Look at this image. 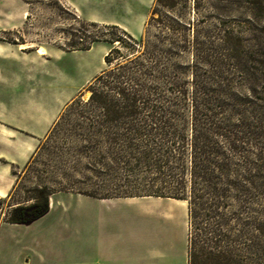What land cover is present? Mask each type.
Returning <instances> with one entry per match:
<instances>
[{
  "label": "trees",
  "instance_id": "obj_1",
  "mask_svg": "<svg viewBox=\"0 0 264 264\" xmlns=\"http://www.w3.org/2000/svg\"><path fill=\"white\" fill-rule=\"evenodd\" d=\"M188 1L156 0L166 12L154 17L157 7L152 10L150 21L159 30L154 42L126 31L115 38L78 31L88 43L72 50L111 45L106 67L88 87L84 118L97 144L103 143L97 160L103 172L122 171L130 182L104 197L185 201L187 264H249L242 257V223H228L238 214L227 217L223 209H243L248 188L242 181L260 178L264 189V97L253 87L249 95L240 93L225 68L230 61L244 74H253L251 62L264 67V0H192V20L186 17ZM230 4L242 7V15L230 13ZM204 5L215 9L208 31L201 28L206 16H199ZM185 55L192 64L182 69L174 60ZM204 66L216 69L219 82L199 79ZM79 193L100 197L95 191ZM42 200L44 214L48 196ZM7 221L18 219L11 214ZM254 230L257 239L252 242V235L248 247L263 252L264 224Z\"/></svg>",
  "mask_w": 264,
  "mask_h": 264
},
{
  "label": "rangeland",
  "instance_id": "obj_2",
  "mask_svg": "<svg viewBox=\"0 0 264 264\" xmlns=\"http://www.w3.org/2000/svg\"><path fill=\"white\" fill-rule=\"evenodd\" d=\"M0 3V9H5L8 14V21L0 27V42L18 44L29 51L42 48L43 53L37 51L40 61L51 59L48 68L51 88L55 92L64 90L70 94V101L40 140L28 162L22 167H11L14 174L12 186L7 195L0 198V212L4 214L1 218L6 221L15 207L41 201L45 195L48 196L49 209L29 225L0 226V237L20 241L25 252L29 249L33 264H39L36 261L39 255L45 257V264H78L85 256L101 254V249L108 243L113 247L111 255L115 258H122L125 254L122 251L125 244L132 264H143L140 259L151 247L172 245L173 252L183 251L180 230L174 242V231L165 227L157 213L158 210L167 218L176 215L183 225H187V206L181 201L162 200L170 209H158L164 204L152 198L104 197L120 186L130 185L122 171L116 172L109 167L103 172L97 162L103 143L97 144V137L87 129L88 121L83 113L90 95L88 87L106 67L104 56L111 45L96 42L88 50L71 49L72 45L88 43L78 31L86 35L100 33L106 38H115L126 31L134 38L154 42L159 30L155 22L150 21L152 10L157 7V13L153 14L156 17L158 11L165 13L166 9L158 6L156 0H0ZM192 6L193 1L189 0L186 17L191 20L194 17ZM229 9L232 14L242 15V7L230 4ZM213 12L215 9L208 5L199 9V16H206V22L201 24L203 31L212 30L209 20H213L210 18ZM91 22L98 27L85 24ZM114 46L120 45L115 42ZM121 51L125 53L126 49ZM189 56L176 58L174 62L183 69L192 64ZM232 63L230 61L226 66L225 75L235 88L249 95V87H253L258 97H264V67L251 62L249 66L253 74H244L233 69ZM198 75L201 81L206 80L210 85L214 80L219 82L216 69L210 66L199 69ZM73 100L75 102L70 104ZM252 180L253 183L242 181L248 188V192L242 195L243 209L223 210L227 217L232 216L231 212L238 214V220H228L230 225L238 227L236 224L242 223L245 263L264 264V251H258L253 245L248 247L257 239L255 227L264 224L262 180L257 177ZM93 191L100 197L79 193ZM173 203L178 209H171L175 208ZM116 243L118 251H115ZM148 261L155 264L152 256Z\"/></svg>",
  "mask_w": 264,
  "mask_h": 264
},
{
  "label": "crops",
  "instance_id": "obj_3",
  "mask_svg": "<svg viewBox=\"0 0 264 264\" xmlns=\"http://www.w3.org/2000/svg\"><path fill=\"white\" fill-rule=\"evenodd\" d=\"M0 12L3 14L0 15L1 27L8 21V14L5 9H0ZM22 48L18 44L0 42V198L5 197L12 186L14 174L11 167H22L28 162L40 140L46 136L64 106L70 101V94L64 90L55 92L50 86L48 68L51 59L40 61L38 47L33 51ZM132 198H152L157 203H163L162 200L177 202L169 197L143 196L130 199ZM172 206L175 208L171 209H178L176 203ZM158 209L170 208L164 204ZM157 213L164 221L165 227L174 231V242L178 237L177 231L180 230L179 239L181 242L182 236L183 251L173 252L172 245H167L166 248L151 247L145 256L142 255L140 262L151 264L148 259L152 256L155 264H187L188 224L183 225L176 215L167 218L158 210ZM1 215L4 214L0 212V226L16 224L2 220ZM126 247L123 244L122 251L125 254L122 258H115V255H111L113 247L108 243L101 249V254L94 257L85 256L78 264H132V258L125 251ZM28 251L29 249L25 252L20 241L0 237V264H33ZM115 251H118L117 243ZM44 259V256L39 255L36 261L45 264Z\"/></svg>",
  "mask_w": 264,
  "mask_h": 264
},
{
  "label": "flooded vegetation",
  "instance_id": "obj_4",
  "mask_svg": "<svg viewBox=\"0 0 264 264\" xmlns=\"http://www.w3.org/2000/svg\"><path fill=\"white\" fill-rule=\"evenodd\" d=\"M44 205V201H37L28 205L26 207H15L12 211V215L15 216L18 221L14 223L24 224V221L32 219L33 217H39L42 213V206ZM49 209V208H48Z\"/></svg>",
  "mask_w": 264,
  "mask_h": 264
},
{
  "label": "bare ground",
  "instance_id": "obj_5",
  "mask_svg": "<svg viewBox=\"0 0 264 264\" xmlns=\"http://www.w3.org/2000/svg\"><path fill=\"white\" fill-rule=\"evenodd\" d=\"M37 51H38L39 53H43V49H42V48H38ZM173 200L175 201V199H173ZM180 203H183V204L186 205V202H185V201H181ZM177 207H178V206H177Z\"/></svg>",
  "mask_w": 264,
  "mask_h": 264
},
{
  "label": "water",
  "instance_id": "obj_6",
  "mask_svg": "<svg viewBox=\"0 0 264 264\" xmlns=\"http://www.w3.org/2000/svg\"><path fill=\"white\" fill-rule=\"evenodd\" d=\"M38 217H33L32 219L26 220L24 221L26 224L31 223L32 221H34L35 219H37Z\"/></svg>",
  "mask_w": 264,
  "mask_h": 264
}]
</instances>
